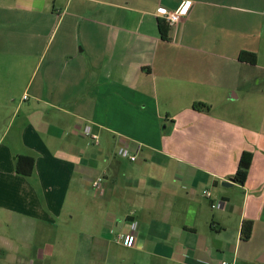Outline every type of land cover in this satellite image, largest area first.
I'll return each instance as SVG.
<instances>
[{
    "label": "crops",
    "instance_id": "0c3cea01",
    "mask_svg": "<svg viewBox=\"0 0 264 264\" xmlns=\"http://www.w3.org/2000/svg\"><path fill=\"white\" fill-rule=\"evenodd\" d=\"M224 261L264 264V1L0 0V264Z\"/></svg>",
    "mask_w": 264,
    "mask_h": 264
},
{
    "label": "trees",
    "instance_id": "16d2710c",
    "mask_svg": "<svg viewBox=\"0 0 264 264\" xmlns=\"http://www.w3.org/2000/svg\"><path fill=\"white\" fill-rule=\"evenodd\" d=\"M170 26L167 25L163 20L159 19L158 29L161 38L167 39L168 31ZM241 56L248 58L251 62L254 61L255 55L249 53H241ZM201 106V108H206L200 103H196L194 108ZM252 161V154L250 152H243L238 160L236 172L234 174L233 180L242 185L247 177L248 170ZM34 168V159L30 156H17L15 161V171L17 174L22 176H31ZM252 231V222L243 221L241 225V239L247 241L250 238Z\"/></svg>",
    "mask_w": 264,
    "mask_h": 264
},
{
    "label": "built area",
    "instance_id": "2783aa9c",
    "mask_svg": "<svg viewBox=\"0 0 264 264\" xmlns=\"http://www.w3.org/2000/svg\"><path fill=\"white\" fill-rule=\"evenodd\" d=\"M188 2H184L176 11L170 12V11H164L163 13H161V15H159V18L161 20H163L167 25L174 26L176 25L180 19L184 16L187 15L188 13ZM86 135H89V128H86L85 130ZM96 137H93V139H95ZM118 155L123 157V158H127L130 161H134L135 160V155H131L129 154L125 149H120L118 151ZM100 183H101V178H97L94 182H93V188L97 193H102V188L100 187ZM205 195L207 197H209V193L205 192ZM223 206V204L221 202H217L214 203L212 205V207H214L215 209H221ZM136 222L134 221H130L128 222V229L129 232L120 235L119 237V241L120 244L126 248H131L134 245L135 242V235L134 232L136 231ZM219 264H231L230 262L224 261L221 262Z\"/></svg>",
    "mask_w": 264,
    "mask_h": 264
},
{
    "label": "water",
    "instance_id": "95a60500",
    "mask_svg": "<svg viewBox=\"0 0 264 264\" xmlns=\"http://www.w3.org/2000/svg\"><path fill=\"white\" fill-rule=\"evenodd\" d=\"M221 186L227 187V186H230V184L227 182H223V183H221Z\"/></svg>",
    "mask_w": 264,
    "mask_h": 264
},
{
    "label": "rangeland",
    "instance_id": "374dc122",
    "mask_svg": "<svg viewBox=\"0 0 264 264\" xmlns=\"http://www.w3.org/2000/svg\"><path fill=\"white\" fill-rule=\"evenodd\" d=\"M261 1H264V0H261Z\"/></svg>",
    "mask_w": 264,
    "mask_h": 264
}]
</instances>
